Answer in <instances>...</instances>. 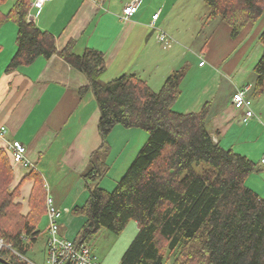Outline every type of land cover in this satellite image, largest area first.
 I'll return each mask as SVG.
<instances>
[{"label": "trees", "instance_id": "obj_1", "mask_svg": "<svg viewBox=\"0 0 264 264\" xmlns=\"http://www.w3.org/2000/svg\"><path fill=\"white\" fill-rule=\"evenodd\" d=\"M4 2L0 0V6ZM203 2L208 9L205 23L218 18L234 39L264 17V0ZM29 9V0H17L6 14L0 10V27L7 21L17 27L16 52L6 70L58 55L86 77L79 96L91 92L99 111L101 146L83 175L88 198L75 212L86 222L74 245L90 247L101 230L119 236L135 221L138 233L120 264H162L166 254L173 258L171 264H264V199L247 185L249 176L262 171L264 164L257 165L213 140L207 127L210 104L196 113L172 109L180 96L183 72L174 70L158 91L133 74L104 83L100 52L77 55L73 42L57 51L54 36L28 19ZM258 42L262 54L254 65L256 95L264 92V28ZM117 126L145 131L148 138L108 192L95 182L107 170L108 137ZM11 163V152L0 148V239L25 255L40 234L38 227L47 220L46 193L42 179L35 175L29 212L23 215L16 202L17 188L10 187ZM204 163L207 168L198 173L196 167ZM0 258L24 264L8 249L0 251Z\"/></svg>", "mask_w": 264, "mask_h": 264}, {"label": "crops", "instance_id": "obj_2", "mask_svg": "<svg viewBox=\"0 0 264 264\" xmlns=\"http://www.w3.org/2000/svg\"><path fill=\"white\" fill-rule=\"evenodd\" d=\"M16 1L5 0L0 6L1 12L6 14ZM35 1L29 0L28 19L41 31L54 36L57 51L73 42L77 55L81 56L86 50L103 55L105 68L100 80L104 83L133 74L157 91L183 62L191 71L194 69L205 78L209 76V80L207 78L196 88L195 96L190 97L192 100L175 112L196 113L206 103L210 104L207 127L213 140L224 149L231 148L260 165L264 155V109L253 108L255 116L244 123V111L233 106L232 97L238 88L246 86L247 98L251 101L250 98L256 96L249 81L251 70L262 54L258 38L264 28V17L235 39L230 37L229 28L219 21L210 28V36L197 55L203 61L198 60L195 65V59L188 58L186 50L170 51L173 45L164 50L166 53L161 52L156 30L150 28L152 16L158 13L155 25L161 20L168 33V22L175 17V3L186 0H137L136 12L128 20L121 18L122 11L135 0H52L39 8L33 6ZM16 33L17 27L11 21L0 27V129L7 131L5 138L0 140V148L9 151L8 145L16 141L26 150L25 163H11L13 178L10 187L17 188L16 202L20 204L21 213L26 215L34 176H39L55 207L67 209L60 220L59 234L73 241L86 222V217L75 211L88 198L83 175L91 155L101 146L97 129L99 111L91 92L82 98L79 96V90L87 85L86 77L58 55L49 59L39 57L30 65L7 71L16 52ZM201 62L204 64L200 67ZM224 80H229L230 84L226 83L227 91L220 93ZM185 82L184 78L180 82L177 102L187 92ZM214 106L216 108L211 109ZM132 130L136 129L117 126L111 131L106 164L112 156L125 153L119 138L123 137V145L127 147L126 137L135 134ZM132 159L127 161V166ZM127 166L112 176L114 185ZM138 230L137 223L131 221L119 236L111 239L106 251L98 254L91 249L94 263L120 264Z\"/></svg>", "mask_w": 264, "mask_h": 264}, {"label": "rangeland", "instance_id": "obj_3", "mask_svg": "<svg viewBox=\"0 0 264 264\" xmlns=\"http://www.w3.org/2000/svg\"><path fill=\"white\" fill-rule=\"evenodd\" d=\"M207 13H208V9L205 3L203 2V0H186L185 2L184 1L177 2L175 3V10H174L175 17L173 20H170L168 22L169 24L168 28L170 29V31L167 33L168 30L165 29L161 20L157 25H155L154 30H156V34L159 30L164 31L173 38V44H172L173 48L170 51L178 50L184 52L186 50L185 53L187 54V57L195 59L194 64L197 65L198 60L203 61V59H199L197 55H200L198 54L200 48L204 45L205 41L210 36V33H208L210 28L214 27L215 24H218V22L220 21L219 19H217L216 21L209 22V24L205 25L204 19L207 16ZM204 25L205 27L202 28ZM158 47L161 52L166 53V51H164L160 45ZM176 69L177 71L183 72V78L186 81L185 85H187V92L183 94V96L177 102L176 106L174 105V107H172L174 111H179L183 109V104L185 102H187L188 100L189 101L192 100L190 97L195 96L196 88L198 86L203 85L204 82L207 80V78L209 80V76L205 78V76L201 75L200 72H197L194 69L191 71L190 67L186 65V62L185 64L183 62V64ZM196 72L198 75L197 77H196ZM251 72L252 74L250 76L249 82L253 84L252 86L254 92V83L256 80L255 79L256 75L254 74V70L253 71L251 70ZM226 83L230 84L229 80H224L220 93L222 90L223 92L227 91L226 87H224ZM250 99H251L252 109L253 108L255 109V107L256 109H264V92ZM218 102H219V98L216 100L215 106H217ZM215 106L212 107L211 109H215L216 108ZM132 131H133L132 133L135 134L126 137L128 139L127 147L123 145L124 144L123 137L119 138V140L122 139L121 149L123 150V148H125V153H123L121 156L118 157H115V155L112 156L107 163V170L105 174L95 182L100 187L108 190V192L113 191L115 187L114 183L112 182V176H114L115 172H117L118 169L120 170L123 166H127V161L131 158L134 159L139 149H141L142 146L147 141L148 134L145 131L137 130V129ZM205 168H207V166L204 163L197 166L196 171L198 173H201V171L203 169L205 170ZM262 174H264V169H262V171H258L256 173L251 174L247 180V185L250 188H252L254 191L258 192V194H260V197L264 199V177L262 176ZM120 178L121 177H119L118 180L116 181L118 182ZM47 222L48 220L43 221L40 224L38 229L41 234L37 238V241L30 246L29 250L25 254V257L35 264H45L44 245L46 238L48 236V234L45 233ZM113 237L114 235H112L110 232L106 230H101L96 234L94 240L88 245L92 247L91 249L93 251L99 254L102 253L101 251H106ZM172 261L173 258H171V256L166 254L164 256L162 264H171Z\"/></svg>", "mask_w": 264, "mask_h": 264}, {"label": "built area", "instance_id": "obj_4", "mask_svg": "<svg viewBox=\"0 0 264 264\" xmlns=\"http://www.w3.org/2000/svg\"><path fill=\"white\" fill-rule=\"evenodd\" d=\"M46 1L52 0H36L33 3L34 7H41ZM137 0L133 1L132 4L124 7L122 11V19L128 20L136 12ZM158 13L154 14L151 18L150 28L155 29V23L158 19ZM157 43L163 50H167L173 44V39L164 31H158L156 34ZM204 63L201 62L200 67ZM248 87L238 88L232 97L233 106L244 111L243 122H247L252 119L255 114L251 108V101L247 98ZM6 129H0V140L5 138ZM8 149L12 154L13 163H25V147L19 142H12L8 145ZM261 163L264 164V155L261 158ZM46 216H47V242L45 251V264H95L94 255L90 247H76L73 241H69L60 236V220L63 213L67 212V209H58L54 205L53 198L50 194L46 195L45 200ZM26 239V238H25ZM2 249H8L14 255H16L21 262L24 264H35L28 260L25 255H21L14 251L10 245H6L2 239H0V251Z\"/></svg>", "mask_w": 264, "mask_h": 264}, {"label": "water", "instance_id": "obj_5", "mask_svg": "<svg viewBox=\"0 0 264 264\" xmlns=\"http://www.w3.org/2000/svg\"><path fill=\"white\" fill-rule=\"evenodd\" d=\"M0 262H2V263H4V264H10L9 262H7V261H5V260H3V259H1V258H0Z\"/></svg>", "mask_w": 264, "mask_h": 264}]
</instances>
